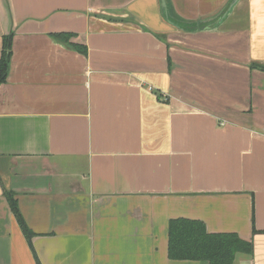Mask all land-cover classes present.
Here are the masks:
<instances>
[{
    "label": "crops",
    "instance_id": "obj_1",
    "mask_svg": "<svg viewBox=\"0 0 264 264\" xmlns=\"http://www.w3.org/2000/svg\"><path fill=\"white\" fill-rule=\"evenodd\" d=\"M167 1L202 22L233 0ZM7 36L0 264H208L169 258L178 219L264 264V0L195 32L160 0H0Z\"/></svg>",
    "mask_w": 264,
    "mask_h": 264
},
{
    "label": "trees",
    "instance_id": "obj_2",
    "mask_svg": "<svg viewBox=\"0 0 264 264\" xmlns=\"http://www.w3.org/2000/svg\"><path fill=\"white\" fill-rule=\"evenodd\" d=\"M175 17L178 18L177 16ZM59 37L64 40L67 36ZM72 47L84 52L83 48ZM11 58L12 37L7 36L3 39V46L0 52V86L7 82ZM259 68L264 71V66L260 65ZM11 207L14 214L19 218L17 206L12 200ZM20 222L26 236L30 238L26 226L22 221ZM168 250L169 258L176 261L235 264L238 254L252 255L254 245L251 242L243 241L236 234H210L205 224L201 222L178 219L172 221L169 227Z\"/></svg>",
    "mask_w": 264,
    "mask_h": 264
},
{
    "label": "water",
    "instance_id": "obj_3",
    "mask_svg": "<svg viewBox=\"0 0 264 264\" xmlns=\"http://www.w3.org/2000/svg\"><path fill=\"white\" fill-rule=\"evenodd\" d=\"M237 1L238 0H233L218 16L202 22H187L176 18L173 15L167 0H160V6L166 22L171 26L184 32H195L203 30L207 28V26L223 20V18L227 16L228 12L235 6Z\"/></svg>",
    "mask_w": 264,
    "mask_h": 264
}]
</instances>
